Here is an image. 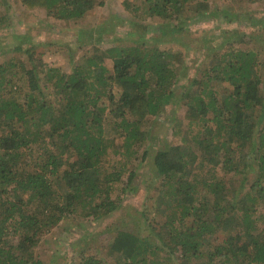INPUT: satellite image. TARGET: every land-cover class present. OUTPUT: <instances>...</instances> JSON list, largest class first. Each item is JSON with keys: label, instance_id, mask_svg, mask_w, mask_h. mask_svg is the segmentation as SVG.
I'll use <instances>...</instances> for the list:
<instances>
[{"label": "trees", "instance_id": "obj_1", "mask_svg": "<svg viewBox=\"0 0 264 264\" xmlns=\"http://www.w3.org/2000/svg\"><path fill=\"white\" fill-rule=\"evenodd\" d=\"M242 1L142 0L133 6L124 0L128 22L113 16L118 22L109 31H74L80 54L71 56L67 73L48 66L29 38L14 46L24 62L0 64V264H44L36 255L43 236L68 230L79 207L87 210L80 217L92 222L110 218L139 185L137 171L152 151L150 176L138 181L147 192L138 214L152 222L136 232L129 222L106 225L100 233L106 255L82 253L71 264H107L108 255L120 264H264V16L235 9ZM20 3L76 24L104 0ZM0 6L10 11L3 0ZM193 9L195 22L215 25L217 47L236 36L232 44L242 48L220 55L195 38V50H210L198 55L189 76L182 50L188 44L176 40L174 51L164 38L192 34L186 24ZM4 22L0 13V26ZM248 22L259 24L249 34L231 27ZM123 26L129 45L95 48L96 33L101 41L103 33L119 41L113 33ZM21 79L22 103L8 97ZM173 105L184 108L188 123L185 130L167 129L198 153L199 172L184 146L161 134L166 106ZM109 149L121 168L108 162Z\"/></svg>", "mask_w": 264, "mask_h": 264}, {"label": "rangeland", "instance_id": "obj_2", "mask_svg": "<svg viewBox=\"0 0 264 264\" xmlns=\"http://www.w3.org/2000/svg\"><path fill=\"white\" fill-rule=\"evenodd\" d=\"M3 1L9 5L10 11H5V9L0 6L1 15L5 16L4 24L0 26V64L3 62L9 64L11 61L17 62V60H22L23 57H21L20 53L13 50L14 46L20 43L27 45V43L32 42L36 46L38 44L36 47V50H38L37 53L42 54V58L48 66L60 68V71L64 73L70 71L71 56L80 52L79 49H77L79 44L76 42L74 31L77 29H82L85 32H87L86 30L91 29L109 31L111 29V25L114 26V24L118 22L112 19L113 16L119 18L118 20L123 22H128L132 17L123 8L124 0H104L103 5L95 6L94 9L88 11L85 17L76 24H65L61 21L54 20L52 17L46 15V11L44 9H35L30 12L21 5L20 0ZM127 1L132 3L134 6L139 5L142 0ZM215 3L218 6H223L226 4L224 0H216ZM228 5L226 8H228ZM234 8H242V10H244V14H248L249 17L254 19L264 16V0H259L256 3L243 0L237 5L234 4ZM6 12L8 16L4 14ZM187 17H189L190 23L188 25L186 24V27H189V29L191 28V31L189 32L192 34L188 33L186 38L183 37L184 34H174L172 37L164 38V40L171 41L167 46L172 47L174 51L179 48L176 44V40H179L184 44H188L187 46H189V49L182 48V50L184 51L186 64L189 66V76H193V74L196 72L198 64L201 62L202 58H200L198 55L202 52L205 53L210 50L209 47H206L203 50L201 48H197V50H195V38H200V46L205 45L206 43L208 46L209 44L213 45V53L217 52L216 54L220 53V55L226 53V51L230 48H242L241 45L235 43L232 44V42H235L237 39L236 36L233 38L227 36L226 38L228 42L223 45L222 48L217 47L218 40L216 35H214L216 33L215 25L211 22H195L196 11L194 9L187 13ZM149 24H152V22ZM256 25L259 26V24L248 22V24L231 27L238 28L241 32L249 34V31L255 29ZM123 27V31L119 30L118 34L113 33L118 38H121L119 41L112 40L111 37L113 35H109L108 33L102 34L101 41V38L99 39L97 36L100 33H96L93 36V43L96 46L95 48L106 50L109 47L117 45H129V39L125 35V32H128L129 29H126V26ZM263 31H260V33ZM26 33L29 34L31 38L26 36ZM28 38L30 41L25 43ZM99 41H101V43ZM47 43H50L53 46L48 47ZM54 44L57 45V47H55ZM63 45L64 47H60ZM244 46L245 48L248 47L247 44H244ZM22 62H24V59ZM106 67L109 69L111 68V61H106ZM16 86L18 87L17 91L12 90L9 92L8 97L18 100L20 103H22L23 101L27 100V97H25L26 100L24 99V94L26 93V83L21 79L17 82ZM181 91L182 90H179V94ZM164 114L166 115L164 122L166 130L164 132L162 131L161 134H164V137L167 140L166 142L169 144L184 146L183 152L185 157L193 166H195V169L199 172L203 166V161L198 159V153H193L187 149L188 144L183 143L177 132L174 135L170 128L167 129L168 126L173 125L176 126V128L179 127L181 130L184 128L185 130L188 121L184 118V108L182 106L177 107V105L166 106V111ZM170 119H172L171 123L168 122ZM156 132L158 134L160 133L159 131ZM187 133L189 138L193 136V133ZM116 142L120 143L119 141ZM143 150L144 149H140L139 151L142 153ZM150 154H153V151ZM150 154L148 155L146 163L143 164V167L137 171V178L135 179L134 183H138L139 185L137 186L136 184L134 191L129 190L126 195L122 196V203L119 210L112 214L110 218L105 219L103 222H92L89 219L80 217L85 214L87 210L79 207L75 217L65 224V226L69 228L68 230L58 229L55 230V235L43 236L42 243L38 248L36 255L40 259L45 260L44 264H65L67 262L68 264L77 263L78 259L81 258L82 253L92 254L93 256L97 257L106 255V247L103 243H100V239L104 236L100 235V233L108 224L114 223L116 227H119L122 224L129 222V224L132 226L130 229L133 232H136V230L139 229V226L142 227L143 230L146 228L147 223H149L152 219L149 218L148 220L143 221L140 217L141 215H139V210L143 209L144 201L147 197V192L144 188V182L149 178L151 173L150 170H152V162L151 160L149 161ZM107 160L112 166L121 168L119 163L120 159L119 157L113 155V149H109ZM138 181L144 184L140 185ZM246 189H248V187H246ZM135 223H140V225L134 228L133 226L136 225ZM151 224L153 225V223ZM154 225L158 224L154 223ZM154 228L158 227L155 226ZM112 234L113 233H108L106 237L109 239ZM10 239L15 240L16 237L12 236ZM108 258L110 259L108 260L107 264H120L113 256L108 255Z\"/></svg>", "mask_w": 264, "mask_h": 264}]
</instances>
